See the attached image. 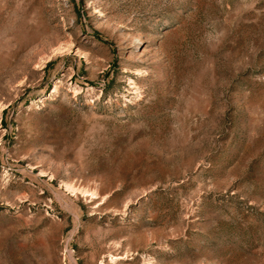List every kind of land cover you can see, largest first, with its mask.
Returning <instances> with one entry per match:
<instances>
[{"label":"rangeland","instance_id":"374dc122","mask_svg":"<svg viewBox=\"0 0 264 264\" xmlns=\"http://www.w3.org/2000/svg\"><path fill=\"white\" fill-rule=\"evenodd\" d=\"M0 264H264V0H0Z\"/></svg>","mask_w":264,"mask_h":264}]
</instances>
